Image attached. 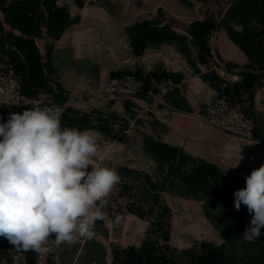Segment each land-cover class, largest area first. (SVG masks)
<instances>
[{
	"label": "trees",
	"instance_id": "1",
	"mask_svg": "<svg viewBox=\"0 0 264 264\" xmlns=\"http://www.w3.org/2000/svg\"><path fill=\"white\" fill-rule=\"evenodd\" d=\"M190 8L208 0H181ZM226 6L219 14L190 21L182 31L166 19L162 7L148 18L135 20L124 27L132 54L143 56L148 50L172 46L185 61L192 76H197L214 92L243 111L253 124V139L264 142V111L255 102L256 93L264 87V0H221ZM78 8L93 5L94 0H73ZM81 21L59 0H0V65L20 76L22 89L32 96L46 97L41 107H59L62 126L94 130L105 140L125 143L130 120L138 106L135 99L123 98L125 115L115 110H86L68 104L69 91L60 79L54 63L55 43L73 25ZM242 26L236 31L233 25ZM215 30L225 32L231 43L242 52L243 65L224 59L214 48ZM224 67L237 73L239 79L228 82L216 73ZM113 76L131 74L142 82L143 92L135 97L149 101L147 91H156L163 81L174 87L164 94L171 110L193 111L180 89L182 71L160 65L146 71L140 66L109 72ZM119 97V96H114ZM113 102V101H111ZM28 107L13 108L22 113ZM8 109L0 108V123L7 121ZM151 133L141 132V151L154 161L152 173L127 165L111 164L121 181L108 199L105 211L115 231L121 232L126 214L147 221L139 245L113 246L109 264H264V229L251 242L243 238L251 216L247 207L234 206L236 190L246 186L245 175L233 174L225 167L162 140L168 128L159 120L149 122ZM165 193L201 203L202 212L219 233L221 241L201 240L178 249L171 244L172 209ZM120 217L118 223H114ZM53 252L40 259L32 251H17L7 239H0V264H54Z\"/></svg>",
	"mask_w": 264,
	"mask_h": 264
},
{
	"label": "rangeland",
	"instance_id": "2",
	"mask_svg": "<svg viewBox=\"0 0 264 264\" xmlns=\"http://www.w3.org/2000/svg\"><path fill=\"white\" fill-rule=\"evenodd\" d=\"M60 2L68 4L70 12L81 17V21L71 26L70 31L71 33L76 30L80 31L77 36L84 42L80 46L83 55H77L75 50L78 46L65 40L67 38L65 36L62 40L63 48L60 47L54 53V63L58 68L60 79L70 89L68 104L78 105L86 110L98 108L108 112L110 110L106 109L109 105L106 99L108 100L110 95L93 91L97 86L100 74L118 69H133L137 62L145 68L143 62L146 60H148V64L145 69L153 70L155 69L153 66L155 60H157V65L160 60H163L166 64H170L172 70L186 73L187 82L181 86V91L193 109L191 113L186 114L191 118L196 117L205 121L199 112V104L206 98L208 99V96L213 94V90L206 83L192 79L187 74L185 61L172 46L163 45L162 50H157L155 53L150 52L142 57H135L129 47L124 27L135 20L150 17L157 8L162 7L167 21L176 30L182 31L192 20L203 18L211 13L219 14L226 6L225 1L208 0L194 8H190L181 0H94L93 5L86 4L83 8H78L73 0H60ZM211 43L224 59L239 65L245 63L244 55L231 43L225 32L215 30ZM150 58L153 59L152 62H149ZM73 89H77V91H73ZM110 101H118L114 110L125 115L122 106L123 98L112 96ZM262 101H264V89H259L256 94V104L264 110ZM158 110L160 109L147 110L148 117L134 120L133 125H139L143 127L144 132L151 133L149 122L154 118L157 119L156 115L158 114L155 112L157 113ZM171 111L164 115L169 116ZM11 113L13 111L7 113V120ZM202 123L203 129L207 135L213 138L215 145L221 147L223 151L243 157L241 162L234 160L231 162L230 160L226 161L225 165V163L214 160L216 163L233 174L245 176L264 165V142L239 139L211 126L206 121ZM90 134L96 137L98 146L97 153L92 158L93 165L111 167V164L116 163L140 167L139 169L150 173L154 171L153 159L141 151L140 132L130 131L129 133L130 141L127 144L133 146V155H130L129 152L123 153L122 146L127 144L110 141L114 145L108 147L106 145L108 140H105L100 132L91 130ZM136 144L138 148H136ZM101 154L103 155L100 156ZM253 155L258 156L253 159ZM126 156L127 158H123ZM88 170L91 171V168ZM110 196L111 193L107 198ZM165 198L172 209V245L183 249L201 240L221 241L219 233L203 214L200 202L172 196L168 193H165ZM146 226V220L139 219L132 214L125 215L121 232L115 231L111 218L107 221H98L94 229L96 233L94 238H82L71 246L66 243L53 244L54 255L52 258L59 264H109L111 248L113 246L125 247L129 244L139 245L145 235ZM2 238L0 237V239Z\"/></svg>",
	"mask_w": 264,
	"mask_h": 264
},
{
	"label": "clouds",
	"instance_id": "3",
	"mask_svg": "<svg viewBox=\"0 0 264 264\" xmlns=\"http://www.w3.org/2000/svg\"><path fill=\"white\" fill-rule=\"evenodd\" d=\"M61 117L59 107L37 104L0 123V237L17 251L46 254L53 244L92 239L96 223L109 219L107 197L121 176L115 168L93 165L96 137L62 126ZM245 182L234 193V206L239 211L243 204L252 214L243 233L251 242L264 229V165Z\"/></svg>",
	"mask_w": 264,
	"mask_h": 264
},
{
	"label": "built area",
	"instance_id": "4",
	"mask_svg": "<svg viewBox=\"0 0 264 264\" xmlns=\"http://www.w3.org/2000/svg\"><path fill=\"white\" fill-rule=\"evenodd\" d=\"M219 77L228 82H235L239 75L228 71L224 67H215ZM174 87L170 81H163L158 85L156 91L150 89L146 95L149 101L135 97L143 92L142 82L131 74L113 76L110 73L100 74L97 79V86L93 90L99 94L132 98L138 101L135 108V120L148 117L147 110L160 109L163 114H167L171 109L164 100V94L168 89ZM47 101L43 95L32 96L22 89L21 79L11 68L4 70L0 65V108L5 107L8 111L13 108L28 107L42 104ZM201 117L211 126L233 135L239 139H253V124L248 116L241 110L233 107L228 100L223 97L208 98L201 109Z\"/></svg>",
	"mask_w": 264,
	"mask_h": 264
},
{
	"label": "crops",
	"instance_id": "5",
	"mask_svg": "<svg viewBox=\"0 0 264 264\" xmlns=\"http://www.w3.org/2000/svg\"><path fill=\"white\" fill-rule=\"evenodd\" d=\"M71 14H73V13H71ZM79 34H80V31H78V30L73 31L71 33L70 28H69V30H67L64 33V35L58 41H56V43H55V47H56L55 51L58 50L60 47H62V40H64V38L66 36L67 38L65 40H67L71 44H75L76 46H78V48L75 50V53L77 55H83L82 48L80 46H82L84 44V42H83L82 39L78 38L77 35H79ZM79 47H80V49H79ZM162 47L157 48V49L148 50L144 55H146V54H148L150 52H152V53L154 52L155 53L157 50H162ZM142 60H144V59H142ZM152 61H153V59L150 58L149 62H152ZM155 61L156 62L153 63V66H154L155 69L157 67H159L160 65H162L164 68H166L168 70H172L170 68V64L169 63L166 64L163 60H160V61L158 60L159 63L157 65L156 64L157 60H155ZM147 62H148V60H146V62H143V64L145 65V68L147 67V64H148ZM136 66H140L143 69H145L143 66L138 64V62L136 64ZM172 71H175V70H172ZM186 71H187V74L190 75V77L192 79H197V80L200 81V79L197 76H192L191 75V72H190V70L188 68H187ZM186 82H187L186 73H184V80H183V82L180 85V89H181V86H183ZM63 84L65 85L64 82H63ZM65 87H66V85H65ZM261 89H264V87H262ZM67 90L70 91V89H68V88H67ZM73 91H77V89H73ZM214 96H215V92L213 91V94L209 95L208 98H211V97H214ZM111 97L112 96H110L108 98V100L106 99L107 103L109 104L107 106V108H106L107 110H114V107L118 103V101L111 102L110 101ZM206 100H207V98H206ZM206 100L201 101L200 104H199V112L200 113H201L202 106H203V104H204V102ZM255 102H256V98H255ZM136 103L139 105L138 101H136ZM261 103L264 104V101H262ZM77 107L82 108L81 106H78V105H77ZM260 110H262V109H260ZM262 111H264V110H262ZM186 113L187 112H181V111H177V110H172L171 114L168 116V115H164L161 110H158L157 113L155 112V114H158V115H156V116H158L157 119L160 122H162L168 128L167 133L162 135V140L163 141L169 142V143H171L173 145H177L178 147L184 149L185 151H187V152H189V153H191V154H193L195 156H201V157L207 158V159L212 160V161H214V160L215 161H219L221 163H225V165H226V161H228V162L230 160H231V162H232V160L239 161L240 157L232 154L231 152L223 151L221 149V147H218L217 145L214 144L213 138H211L209 135H207L205 130L203 129L204 125H203L202 122H205V121H203V120H201L199 118H196V117L195 118H191ZM134 120H135L134 118L132 120H130V128L127 131L128 136H127V140H126V142L124 144H127V142L130 141V136H129L130 131H137V132H140V133L144 132L143 131V127H141L139 125H133L134 122H135ZM101 140H103V139H101ZM102 142L104 143L105 141H102ZM106 145L109 147L110 145H114V144H112L108 140ZM122 147H123V150H124V152H123L124 154L126 152H129L130 155L131 154L133 155V153H132L133 152L132 151V147L133 146L131 144H130V146L127 144V145H123ZM136 148H138L137 144H136ZM102 155L103 154H101L100 156H102ZM245 156H247V155H245ZM256 156H258V155H253L252 158L255 159ZM123 158H127V156L123 157ZM242 159H243V157H242ZM241 160H240V162H241ZM133 168H136V167L133 166ZM139 168L140 167H137V169H139ZM139 170H141V169H139ZM51 247L53 249L54 246L52 245ZM52 249H50L49 252L46 253V254H43V255L39 254V258L40 259L41 258L44 259V258L48 257L52 253ZM54 262H55L54 264H59V262L56 261V260ZM41 264H46V262L43 261V262H41Z\"/></svg>",
	"mask_w": 264,
	"mask_h": 264
},
{
	"label": "water",
	"instance_id": "6",
	"mask_svg": "<svg viewBox=\"0 0 264 264\" xmlns=\"http://www.w3.org/2000/svg\"><path fill=\"white\" fill-rule=\"evenodd\" d=\"M50 249H52V247H50ZM48 252H49V251H48ZM48 252H47V253H48ZM41 255H43V254H41Z\"/></svg>",
	"mask_w": 264,
	"mask_h": 264
}]
</instances>
